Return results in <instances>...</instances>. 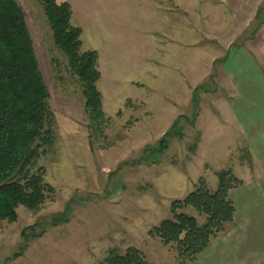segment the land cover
Wrapping results in <instances>:
<instances>
[{"label":"rangeland","instance_id":"obj_1","mask_svg":"<svg viewBox=\"0 0 264 264\" xmlns=\"http://www.w3.org/2000/svg\"><path fill=\"white\" fill-rule=\"evenodd\" d=\"M15 1L25 16L52 113L53 142L33 170L43 169L54 194L38 211L19 206L15 222L0 223V264H102L110 251L123 254L129 247L149 264H177L171 246L148 236L171 218V203L183 200L200 178L214 191L222 170L231 169L243 185L248 181L246 168L238 166L250 151L235 130L230 86L218 67L197 63L204 52L221 51L234 36L192 31L194 43L202 46L186 50L182 57L186 77L193 79L187 89L189 81H177L170 62H165L167 51L174 55L168 37L174 36L172 31L155 34L161 48L153 53L160 65H154V82L147 80V66L142 65L147 44L141 43L140 31L81 30V50H95L100 56L97 87L109 118L104 136L96 137L90 136L80 85L54 45L39 0ZM258 10V20L225 21L226 31H243L235 44L252 36L264 16V3ZM115 43L122 49L112 50ZM162 139L164 147L159 145ZM248 189L230 193L235 198L232 222L191 264H232L234 249L237 256H251L253 263L264 257V242H258L264 240V189L252 193L251 201ZM179 212L204 222L190 207Z\"/></svg>","mask_w":264,"mask_h":264},{"label":"trees","instance_id":"obj_2","mask_svg":"<svg viewBox=\"0 0 264 264\" xmlns=\"http://www.w3.org/2000/svg\"><path fill=\"white\" fill-rule=\"evenodd\" d=\"M39 2L54 45L80 85L90 136L103 137L109 118L103 112L97 87L101 78L98 53L81 50L82 31L71 25L72 9L68 3ZM259 18L258 14L257 20ZM199 88L193 91L194 103ZM48 98L24 13L15 0H0V223L15 222L19 206L38 211L54 194L53 187L44 181L43 169L33 170L53 142ZM164 143L162 139L159 145ZM216 175L218 183L214 191L200 178L183 200L171 203V218L148 232L150 238L172 247L177 264L195 262L233 220L230 192L240 188L242 181L231 169ZM187 207L204 218L203 224L179 212ZM102 264L149 263L140 251L129 247L123 254L110 251Z\"/></svg>","mask_w":264,"mask_h":264},{"label":"crops","instance_id":"obj_3","mask_svg":"<svg viewBox=\"0 0 264 264\" xmlns=\"http://www.w3.org/2000/svg\"><path fill=\"white\" fill-rule=\"evenodd\" d=\"M61 2L71 6V24L72 20L76 19V23L72 26L79 27L82 31H140L143 36L140 39L141 43L147 44L142 65L147 66L148 81L155 82L158 77L154 73V65L160 66L153 54L155 50L161 48L160 41L155 39V34L157 31H172L174 36L168 34V37L169 44L172 45L170 53L174 55L170 57L167 51L165 62L166 60L170 62L177 81L186 83L189 81L191 85L187 89L192 86L193 79L186 77L188 76L186 61L182 57L186 50L199 49L202 46L194 43L192 31L204 30L206 34L212 32V34L234 36V39L223 44L219 52H208L204 48L206 51L204 57L197 63L208 69L218 67L223 80H227L232 91L228 104L236 124L235 130L243 137L250 151L247 161L239 159L238 166L239 169L246 168L244 174L247 178L246 176L244 178L248 181L240 189L230 193L235 194L237 191L249 188L251 191L248 189V196L251 201L252 193L258 191V188L264 189V16L244 44H235V39L243 31L241 29L235 32L226 31L229 27L225 23L226 20L246 18L250 21L256 20L258 6L264 3V0H88V2L62 0ZM204 26L207 28L210 26L208 31ZM209 29L216 30L209 31ZM115 42H118L117 37ZM116 43L112 45V50L122 49V45L116 46ZM177 48L181 55H177ZM99 59L100 56L98 62ZM208 76L209 72L204 74L203 81ZM189 95L191 98V92ZM214 114L217 115L216 112ZM230 199L235 204V198L232 199L230 195ZM252 204L253 202L250 203V207ZM233 222L236 224L234 227L239 228L235 220ZM258 240L264 242L261 237ZM255 251L251 249L249 252ZM245 254L243 252L237 256L234 249L232 264H264V257L258 260V263H253V258L245 257Z\"/></svg>","mask_w":264,"mask_h":264}]
</instances>
